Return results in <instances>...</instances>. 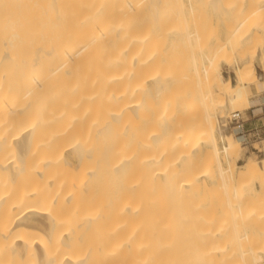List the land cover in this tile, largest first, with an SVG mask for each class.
I'll use <instances>...</instances> for the list:
<instances>
[{
	"label": "bare ground",
	"instance_id": "6f19581e",
	"mask_svg": "<svg viewBox=\"0 0 264 264\" xmlns=\"http://www.w3.org/2000/svg\"><path fill=\"white\" fill-rule=\"evenodd\" d=\"M202 5L245 12L232 28L236 34L250 14L254 27L264 21V0H0V264L21 263L36 248L41 264H203L205 249L217 255L214 264H243L244 247L223 240L250 239L238 227V214L264 216V178L256 185L245 176L252 165L264 171V161L248 157L238 163L241 135L229 138L225 117L228 108L233 112L239 103L254 101L245 86L264 80V51L261 76L243 57L252 44L223 49L220 41L205 51L196 26L187 25V16ZM177 42L198 44L192 68V50L177 49ZM222 49L223 55L241 53L233 80L220 71ZM169 52L174 58L168 59ZM229 58L223 61L230 64ZM33 96L42 103L31 109ZM64 148L73 159L99 148L93 161L103 152L107 163L105 186L94 162L82 182L89 180L91 197L101 201L102 216L92 214L94 207L86 229L83 221L68 228L57 217L63 209L64 218L76 211L75 182L63 174L71 164L66 153L62 157ZM60 155L64 164L56 167ZM207 182L216 196L208 191L210 203L207 188L201 191ZM13 184L18 190L10 195ZM103 191L116 196L117 203L109 198L114 209L108 207L112 201L102 203L108 201ZM102 210L112 211L111 228L103 232L92 227L107 217ZM34 218H43L48 230ZM201 219L198 250L200 238L191 225ZM254 238L256 262L264 259V233ZM235 252L239 262L231 258Z\"/></svg>",
	"mask_w": 264,
	"mask_h": 264
},
{
	"label": "rangeland",
	"instance_id": "374dc122",
	"mask_svg": "<svg viewBox=\"0 0 264 264\" xmlns=\"http://www.w3.org/2000/svg\"><path fill=\"white\" fill-rule=\"evenodd\" d=\"M174 2V1H173ZM170 3H171V1H170ZM171 6V5H170ZM169 6V8H171ZM174 6H175V4H174ZM174 6H173V3H172V7L173 8H171V9H174ZM204 7H205V5H204ZM202 8V9H201ZM200 9V10H199ZM194 11V10H193ZM195 11H197L196 12V14H195V12H194V14L191 16V14H189L188 16H187V18L188 19H190V20H188V22H187V25L189 24V25H194L193 27H195L194 29H196V32L199 34V37L201 38H199V41H198V44L201 46V44H203V46L205 47L204 49H205V51H207V49H208V51L210 52L211 50L210 49H213L212 48V46L213 47H216V44H214L213 45V43H217V42H219L220 43V41L222 42V43H220V44H223L224 45V47L222 46V48L223 49H228V48H226L225 46H231V45H233V46H236V47H238V46H243V45H245L244 47L246 48V45L248 44V46L249 45H251V46H249V47H247V50L250 52V53H248L247 54V50L246 49H243V51L245 52H243L244 54H243V57L244 58H248L249 57V59H251L252 60V63H253V65H254V67H255V71H256V73H258V75H262L263 74V66H261L262 65V59H261V57H259L261 54H260V52L261 53H263V51H264V27L262 28V26L264 25V21L263 20H261L260 22H262L263 24H262V26H261V23H260V28H256V27H254V26H256V23H254V21H256V20H254L255 19V17H254V19H250L251 18V14L249 15V16H246L247 18H244V24L242 23L241 25H240V27H238L239 29H238V33L236 34V32L235 31H233L234 30V27L236 26V19H238L239 17L240 18H243L244 16H243V14L245 13H240V14H242V15H240V14H237L236 13V15H235V13H232V12H229V13H227V12H225L224 10H222V12H221V10H212V9H210V8H208V7H206V8H204L203 9V5L202 6H200L197 10L195 9ZM204 13H203V12ZM217 11V12H216ZM219 11V12H218ZM247 11H249L248 9H247ZM225 12V13H224ZM200 13H201V17H203V18H201L200 17ZM203 13V14H202ZM220 13V14H219ZM254 13V12H253ZM210 15V16H209ZM240 15V16H239ZM254 15V14H253ZM253 15H252V17H253ZM195 16V17H194ZM234 16V18H235V20L234 21H232L234 18H232L231 19V21H232V24H231V22L229 21V19L231 18V17H233ZM238 16V17H237ZM241 16H243V17H241ZM194 18V19H191V18ZM199 17H200V19H199ZM237 17V18H236ZM198 19L197 21H196V19ZM209 18H210V20H209ZM257 18V17H256ZM225 19V20H224ZM245 19L246 20H248V22H246L245 21ZM250 19V20H249ZM258 19H259V17H258ZM260 19H263L262 17H260ZM193 20V21H192ZM210 21V23H209V21ZM224 20V21H223ZM229 21L230 22V24L228 25V23H227V25H226V23L224 24V22L225 21ZM209 23V25L210 26H208L207 24ZM252 23V24H251ZM257 23H259V21H257ZM215 24V25H214ZM247 24H249V25H247ZM206 25V26H205ZM226 25V26H225ZM198 26V27H197ZM242 26H243V29H242ZM245 27V28H244ZM208 28V29H207ZM227 28V29H226ZM229 28V29H228ZM232 28H233V30H232ZM241 28V29H240ZM263 30H262V29ZM231 29V30H230ZM256 29V30H255ZM237 30V29H236ZM241 30V32L239 33V31ZM252 30H255L256 32H257V34H258V36L256 35V32H254L253 33V31ZM205 31V32H204ZM225 31V32H224ZM263 31V32H262ZM234 34V36H233V34ZM235 32V33H234ZM253 33V35H252V33ZM227 33V34H226ZM244 33V34H243ZM208 34V35H207ZM225 34V35H224ZM232 34V35H231ZM247 35V37H246V35ZM203 35H204V37H203ZM236 35H237V37H236ZM252 35V38H254V40H252L251 38H250V36ZM255 35L257 36V37H255ZM228 36H229V39H228ZM245 38H244V37ZM260 36V37H259ZM242 37H243V39H242ZM202 38H203V40H202ZM237 38V39H236ZM239 38V39H238ZM259 38V39H258ZM263 38V39H262ZM205 39V40H204ZM218 39V40H217ZM243 41H242V40ZM246 39V40H245ZM260 39H262V40H260ZM201 40V41H200ZM228 40H229V42H228ZM237 40V41H236ZM250 40V41H249ZM252 40V41H251ZM259 41V42H257V41ZM261 41H262V43H261ZM202 42V43H201ZM235 42V43H234ZM242 42V43H241ZM247 42V43H246ZM253 42H255V43H257V44H255L254 43V45H253ZM177 43H180V42H177ZM189 44V46L187 45V47H185V46H183V43H180L179 44V46L178 45H176V48L177 49H182V48H184L185 47V49H190V50H192V51H190L189 49L187 50V51H190L189 53V59H190V63H189V66L192 68V64H193V62H192V58H191V52H193V51H197V49H198V47H197V45L198 44H195V42H188ZM197 43V42H196ZM204 43H205V45H204ZM244 43V44H243ZM261 43V44H260ZM218 44V43H217ZM237 44V45H236ZM258 44H260V45H258ZM193 45V46H192ZM210 46V47H209ZM194 47V48H193ZM255 47V48H254ZM259 47V48H258ZM249 48V49H248ZM252 48V49H251ZM215 49V48H214ZM223 49L219 52L220 53V55H218L219 56V58L221 59V60H219L220 61V64H219V67H220V71H221V73L223 74V76H225V77H229L231 80H233V77H234V72H233V69H234V66H235V63H236V60H238V56L241 54H239V55H237V53H238V51H236V53L234 52V51H231L230 52V50H226V51H228V52H226L225 53V55H223ZM253 50H254V52H253ZM260 50V51H259ZM171 52V51H170ZM170 52L169 53H167L166 54V56L168 57L169 55L168 54H170ZM224 52H225V50H224ZM252 52H253V54H252ZM258 52V53H257ZM172 53V52H171ZM236 54V55H235ZM258 54V55H257ZM191 55V56H190ZM225 57V59L227 58H229L231 61H230V64L229 63H225V61H223L224 60V57ZM233 55V56H232ZM257 55V56H256ZM170 56H172V57H170ZM169 57H168V59H170V58H174V56H173V54L172 55H170ZM221 56V57H220ZM229 56V57H228ZM251 56V57H250ZM166 57V58H167ZM193 57V56H192ZM237 58V59H236ZM194 59H196L197 60V56L195 55L194 56ZM235 61V62H234ZM231 63H232V65H231ZM234 63V64H233ZM237 63H239V64H241V62H240V60H238L237 61ZM165 67V66H164ZM233 67V68H232ZM190 68V69H191ZM164 70H165V68H163ZM192 73V72H191ZM190 82V85L192 84V81H189ZM192 86H193V84H192ZM190 87V86H189ZM245 91H246V96H248L249 98H251V99H254V103L252 102L251 103V105L250 106H245V105H241V103H239V109H238V111L240 112V117L238 118V120H233V119H230L231 118V110L232 109H230V108H228L229 110H228V115L225 117V121H226V124H227V127H228V136H229V138H232V137H234V136H236V135H241V137H240V143H241V156L239 157V159H238V163L239 164H242L248 157H251V158H255L256 160H257V162L259 163V164H263V161H264V80L262 81V80H259L258 82H257V84H256V86H252V85H247V86H245ZM170 93V92H169ZM258 99V100H257ZM24 100H26V99H24V98H22L21 99V103L24 101ZM42 103V99L40 98V96H33L32 98H31V106H32V108L31 109H33L36 105H39V104H41ZM241 106V107H240ZM230 111V112H229ZM220 115V114H219ZM216 116H218V112L216 113ZM230 116V117H229ZM227 118V119H226ZM218 120H220V122H221V118L219 119V117H218ZM242 122V124H243V129L242 130H238V132H236V131H234V128H233V124L235 123V122ZM219 121H218V123H220ZM88 126V125H87ZM87 126H86V124H85V128L88 130V128H87ZM89 127V126H88ZM85 129V130H86ZM248 132V134L249 135H246V134H243V133H247ZM88 141H90V139L88 140L87 139V144H89L88 143ZM94 142V141H93ZM95 142H97V144L96 143H94V144H96L97 146H95L96 147V149H97V147H98V145H99V143H98V141H95ZM225 143H226V141H224ZM58 142H57V140H55V142H54V146L57 144ZM91 143H92V141H91ZM219 144H221V142H219ZM90 145V144H89ZM92 145V144H91ZM101 146V145H100ZM90 147H94V145L93 146H90ZM65 149V148H64ZM64 149H62V152L61 153H63V155H62V157H64L65 155V157H68V158H71L70 157V153L68 152V150H66L65 149V151H64ZM95 149V151L93 150V152L90 154V155H87V154H84L81 158H75V159H73V158H71L70 159V162H71V164L70 165H67V167L65 166V168H63V166H62V168H63V171H64V176H66V178H69V180H73V182H75V184H73V185H71V190H72V203H73V205H74V210H76V211H73L74 213H70V211H69V213L67 212L66 214H68L69 215V217H66V218H64V216H65V213L63 212L65 209H63V213H64V216H61V214H63L61 211H58V213H57V217H58V219H62L65 223H63L62 225H65L66 227H68V228H70V227H74L75 225H76V223L79 221V223H82V221L84 222V225H83V227H82V224H81V226H80V224L79 223H77V225L75 226L76 228L78 227V226H80V227H82L83 229H86V227H88L87 225H90L91 223H89V221H88V217L90 216V212H93L94 211V207H96V210H97V213L95 212H93L92 214H98V211H99V213H100V210H101V208L99 207L100 205H98L99 204V201L97 200V199H95V197L94 198H92L91 197V186H90V183H89V180H87L86 182H85V184H83L82 182H83V180L84 179H86L87 177H88V171H89V169H91L90 167H92V165H93V162H94V167H92V169H94L95 171H97V173H98V171L99 172H101V173H98L99 174V179H100V181H99V183H100V185L102 186V184L101 183H104V186H105V184H107V180H106V178L107 177H105L108 173H106V172H108V170L105 168L107 165V163L104 161V159H103V152H102V150L100 151V152H102V153H100V154H98V155H100V156H97L96 157V159H94L95 161H93V158H92V156L91 155H93V153L94 152H98V150H100L99 148H98V150H96ZM67 151V152H66ZM66 153V154H65ZM58 155H59V152L57 153ZM57 154H56V156H57ZM65 154V155H64ZM95 154V153H94ZM97 154V153H96ZM55 156V157H56ZM62 157H61V155H60V157H57L54 161V163H55V166L57 167V166H61L62 164H64L63 163V161H62ZM99 165V166H98ZM102 169H101V168ZM99 168V169H98ZM56 169V168H55ZM106 169V170H105ZM109 169V168H108ZM58 170H60V169H58ZM247 174V175H246ZM246 174H245V176H246V179H247V177L249 178L248 180L249 181H254L255 182V184L257 185L259 182H263V181H261V180H263V179H261V178H264V171L261 169V168H256L254 165H252V166H250V169H247V172H246ZM105 175V176H104ZM102 178V179H101ZM106 181V183H105V181ZM257 180H259V182H256ZM248 181V182H249ZM22 182V181H21ZM19 183V182H18ZM205 185V186H204ZM209 185V186H208ZM18 185L17 184H13L12 186H11V189H10V191L9 192H11V194L10 195H13L15 192H16V190H18V187H17ZM21 186H22V184H21ZM35 186V185H34ZM84 186V187H83ZM210 187L211 185H210V183H206V184H202V186H201V191L202 192H204L205 191V189L204 188H207V187ZM103 188H106V187H103ZM211 188V187H210ZM209 188V189H210ZM208 188L206 189L207 191L206 192H204L205 194H207V195H205V198H206V201H207V203H210V201H209V199H210V197H209V193H211L212 195H211V198H213L212 196H213V194H214V196H215V191H214V189L212 188L211 190H209ZM208 191H209V193H208ZM64 192V191H63ZM105 194V198H103V199H108V201L106 200V201H103L102 200V203L103 202H105L104 204H107V203H109V201H110V197H114L113 199L115 200H113V199H111V204L109 203V208H111V209H114V207L112 208V206L114 205V203H113V201L114 202H116V196H113L112 194V196H110V197H108L107 195V193H105L104 191L102 192V196ZM107 194V195H106ZM108 198H107V197ZM104 197V196H103ZM208 197H209V199H208ZM216 197V196H215ZM214 197V199H212V203H215L216 201H217V198H215ZM98 198V197H97ZM100 198H102V197H100ZM242 198V197H241ZM243 200V199H242ZM101 202V201H100ZM117 202H118V200H117ZM116 202V203H117ZM112 203H113V205H112ZM104 204L102 205L104 208H105V206H107V205H105L104 206ZM110 205H112V206H110ZM93 207V208H92ZM107 207V210H106V213H107V211H110L109 210V208ZM103 208V209H104ZM93 209V210H92ZM92 210V211H91ZM194 210H196V209H194ZM259 210H262L263 212H264V205L263 206H261L260 208H259ZM103 212H104V216H106L107 214L105 213V210H102ZM59 212H61V213H59ZM66 212V211H65ZM112 212V211H111ZM111 212L107 215V217H105V218H102V217H100V220H98V221H96V222H94L93 223V226L92 227H94V229L96 228H98L101 232H103V231H105L106 229H110L111 227H108V226H110V223H108V222H111L112 220H111V217H112V215H110L111 214ZM196 213V212H195ZM70 214H71V216H70ZM102 214V213H101ZM101 214H99L100 216H102ZM113 214V213H112ZM115 214V213H114ZM89 215V216H88ZM95 215V216H96ZM99 215H97V216H99ZM239 215V216H238ZM237 215V217H236V219H237V222H238V227H239V229H241V231L243 230V231H246L247 232V235H248V237H250V239L248 240V239H241V241L240 242H238V243H236L235 241H234V239L231 237V235H228L227 236V238H225L223 241L224 242H229L230 244H233V247H235L236 246V249L237 248H239V245H242V248L243 249H245L248 253V256H247V254H246V252L244 253V254H239V257H241L242 258V260H243V264H259V263H261V264H264V263H262L263 262V260L264 259H262V260H260V261H256V262H254L255 260L253 259V260H251L252 258V256H254L255 255V253H252V249L251 248H253V243H256L255 242V238H254V242H253V240H252V236L253 237H256V236H258L259 234H261V233H264V216H262V217H255L254 215H252L253 217H251L250 215V217L251 218H249V219H246L247 217H249L248 215L246 216V214H244V215H242V216H240V214H238ZM67 216V215H66ZM198 216H200V214L198 215ZM116 217V216H115ZM193 217L195 218V216H194V212H193ZM197 217V216H196ZM64 218V219H63ZM69 218V219H68ZM242 218H244V219H242ZM109 219L111 220V221H109ZM197 219V218H196ZM199 219V218H198ZM221 219H227L226 217H222ZM221 219H220V221L218 222L219 224H222L223 223V221H221ZM35 222H37V223H40V222H42L44 219L43 218H38V219H36V218H34L33 219ZM114 220H116V218L114 219ZM118 221V220H117ZM117 221H114V222H116L117 223V225H118V222ZM194 221V220H193ZM193 221L191 222V223H193ZM196 221V220H195ZM200 221V224H197L198 225V227H197V225H196V223L198 222H196L195 223V225L196 226H193V224L191 225L192 227H195V229L196 228H198L199 229V231H197V229L195 230L194 228H192L191 227V229L193 230V233H191L192 235L194 234V232H195V235H197V237H198V239L199 240H197L196 239V241H197V246H198V250L200 249L201 250V243L199 244V241H201L202 239H201V236L199 237L198 236V234H202V232H203V223H202V219L201 220H199ZM44 222H45V220H44ZM113 222V223H114ZM43 223V222H42ZM47 223H43V226L45 227L44 228V230H48V227H46L47 225H46ZM107 224H109V225H107ZM117 225H115V226H117ZM112 226H114V225H112ZM201 226V227H200ZM79 227V228H80ZM81 228V229H82ZM89 228V227H88ZM87 228V229H88ZM97 229V230H98ZM98 230V231H99ZM197 231V232H196ZM82 232V233H81ZM92 232H94V231H92ZM200 232V233H199ZM80 233L81 234H83V231H80ZM196 233H198V234H196ZM73 234H78V232H74ZM86 234H87V231H86ZM200 234V235H201ZM194 236V235H193ZM260 237V236H259ZM258 237V238H259ZM196 238V237H195ZM256 240H258V239H256ZM258 242H259V240H258ZM257 242V243H258ZM256 243V245H258ZM200 245V246H199ZM255 245V244H254ZM200 247V248H199ZM246 247H248L249 249H250V251H249V249L247 250L246 249ZM235 249V248H234ZM235 249V250H236ZM239 249H241V248H239ZM258 250V249H257ZM40 253H41V251H40V249H38V248H36V252L35 253H30V254H28L25 258H24V260L20 263V262H15V263H13V264H41L42 263V260H41V257H40ZM203 254H202V256H204V263L203 264H208L210 261H212L211 262V264H214L213 263V260L216 258V254H214L213 252H211L210 250H208V249H205L203 252H202ZM238 253L239 252H235L233 255H232V259H235V261H238V259H239V257H238ZM251 254V255H250ZM253 254V255H252ZM243 255H245V256H243ZM245 257V258H244ZM246 258L247 259H249V260H247V262H246ZM264 258V257H263ZM245 260V261H244ZM234 261V262H235ZM239 262V261H238ZM237 263V262H236ZM176 264H186V261H184V260H181L180 262H178V263H176Z\"/></svg>",
	"mask_w": 264,
	"mask_h": 264
},
{
	"label": "built area",
	"instance_id": "2783aa9c",
	"mask_svg": "<svg viewBox=\"0 0 264 264\" xmlns=\"http://www.w3.org/2000/svg\"><path fill=\"white\" fill-rule=\"evenodd\" d=\"M240 117V112L238 110L231 112V118L233 120H238V118ZM232 126H235L234 131L238 132V130H242L243 129V124L242 122H235ZM237 126V127H236ZM246 135H249L248 132L247 133H243Z\"/></svg>",
	"mask_w": 264,
	"mask_h": 264
}]
</instances>
